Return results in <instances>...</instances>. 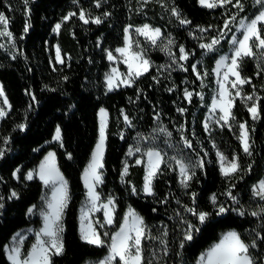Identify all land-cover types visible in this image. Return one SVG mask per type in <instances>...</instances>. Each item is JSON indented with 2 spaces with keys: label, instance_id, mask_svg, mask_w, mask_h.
<instances>
[{
  "label": "trees",
  "instance_id": "16d2710c",
  "mask_svg": "<svg viewBox=\"0 0 264 264\" xmlns=\"http://www.w3.org/2000/svg\"><path fill=\"white\" fill-rule=\"evenodd\" d=\"M243 3L244 11L236 23L241 17L251 18L259 8L253 5L252 0H243ZM173 5L179 8L181 18H187L191 24H180L171 13ZM81 8L92 16H101L104 12L111 15L102 17L104 22L97 25L92 22L84 24L77 14L63 23L58 34L54 32L55 25L65 15L78 13ZM237 11L232 5L209 9L201 6L198 0H147L146 4L144 0H102L99 8L95 6V0H29L28 5L23 0H0V12L8 17L9 30L14 34L12 41L0 48V82L12 106L0 121V149L5 152L0 158V202L4 204L0 209V264H12L7 259L6 246L16 232L41 224V218L29 213L28 209L40 203L43 183L38 177L27 180L26 173L34 169L49 150H55L58 165L69 183L71 197L64 214L65 251L53 258V264H84L89 259L103 257L108 251L110 235L119 229L129 207L144 217L154 236L160 235L167 226V254L158 240L144 242V254L152 264H195L200 254L229 229H236L249 239L251 234L261 232L264 220L250 215L264 206V200L255 197L252 191L264 176V57L259 55L261 50L254 49L257 56L245 58L241 68V75L251 78V82L243 86V94H259L261 118L253 121L248 106L238 98L233 108L236 118L233 127L225 126L215 132L217 142H221L227 154L239 156L242 170L232 177H225L220 172L212 139L204 130L208 102L196 95L202 90L207 96L211 93L209 88L214 85L215 63L228 50L231 32L215 51L206 52L199 44L218 36L224 21ZM145 23L160 27L165 37L175 41L171 50L177 60L180 45L193 53L187 61H178L188 71L173 63L167 52L161 50V42L153 46L142 40L152 68L131 87L108 91L105 73L110 62L106 50L123 44L127 25ZM27 24L31 26L25 32ZM210 25L214 27L200 32L198 26L208 28ZM57 43L65 59L64 64L56 61ZM168 64H172L171 70L167 69ZM192 64H197V71L202 75L205 71L208 73L209 85L203 86L205 76L197 78ZM169 88L173 90L169 91ZM185 88L193 91L191 103L184 97ZM29 92L35 94V101ZM101 108L108 111L109 119L103 161L104 183L99 191L103 200L109 194L115 196L116 213L112 225L99 229L108 244L98 247L81 239L79 210L86 194L83 171L98 141ZM178 108L187 111L182 114ZM122 112L133 120V127L125 124ZM156 113H160L159 121L155 119ZM244 121L248 122L254 141L250 156L242 151L237 139V125ZM20 124L27 127L20 129L17 127ZM182 125L183 133L180 131ZM57 126L63 132V146L51 142ZM158 126L170 131L171 137L153 133L152 130ZM182 135L192 141V148L184 145ZM138 136H155V139L138 141ZM6 139L7 144L4 143ZM137 143L144 150L159 147L167 153L166 160L176 157L195 162L197 153L204 156L207 152L206 164L203 169H196L190 188L185 189L179 182L178 165L169 160L172 167L161 165L163 173L154 182L155 195L150 196L141 190L144 163L137 165L136 159L130 160L128 174L121 180L128 149ZM67 153H71V159ZM249 165L251 171H248ZM16 169H20L17 173L19 179L14 175ZM231 184H235L231 190L238 203L225 194ZM133 185L137 189L135 194L131 191ZM13 190L19 196L9 199ZM192 192L197 194V209L212 213L202 225L184 211L185 206H192ZM213 194L217 195L218 203L229 207L227 213L216 214L210 201ZM164 200L167 203L161 202ZM240 210L244 211V216L239 215ZM181 217L201 229L194 233V239L188 241L183 249L179 247L184 228ZM105 230H108V237H103ZM33 240V235L27 239L24 252L30 249ZM253 251L260 253L261 249Z\"/></svg>",
  "mask_w": 264,
  "mask_h": 264
},
{
  "label": "snow or ice",
  "instance_id": "6c2138e0",
  "mask_svg": "<svg viewBox=\"0 0 264 264\" xmlns=\"http://www.w3.org/2000/svg\"><path fill=\"white\" fill-rule=\"evenodd\" d=\"M145 4L147 0H144ZM253 5H258L259 8L257 12L249 18L248 16L241 17L239 20V25L237 31L241 32V37L235 34L231 37V55H223L216 61V67L213 70L218 78L219 88L217 91V96L213 97L211 106L209 108V116L205 118L204 130L205 132H210L211 121H214L216 125L220 127L227 126L228 128L233 127L235 122V116L233 113V108L235 107L236 98L239 97L246 104L251 101V106L248 107V112L251 114V119L253 121L261 118V111L259 107L260 98L253 95L243 94L241 85L251 82V78H245L241 75V68L245 58H252L257 56L254 49H260L259 55L264 57V0H252ZM25 5L29 4V0H23ZM201 6L207 7L209 9H215L217 7H226L232 5L237 12L233 13L226 19L223 23V28L219 32L218 36H213L210 38V42L200 43L199 47L204 49L206 52L215 51L217 46L220 44L221 40L225 39L228 32L232 31L231 25L237 20V17L241 12L244 11L245 4L243 0H198ZM95 6L97 8L102 6V0H95ZM30 13V8L28 9ZM171 13L175 16L180 24H191V21L187 18H181L182 14L179 8L175 5L171 8ZM79 15V18L88 24L89 22L95 23L97 25L104 22L103 18L111 15L110 12H104L101 16H92L90 12L81 8L79 12H69L65 15L60 23L55 25L54 31L59 33L63 22L68 21L71 17ZM103 17V18H102ZM10 21L8 17L0 12V36L13 38L14 34L9 30ZM30 24L25 26L24 31L27 32L30 28ZM199 27L200 32H207L209 28L214 26H208V28ZM136 37H144L151 45L157 46L160 43V48L166 51L167 54L172 58L173 63L178 64L179 68L183 71H188V69L183 65L179 64L178 61H187L189 56L193 53L186 51L183 45L179 46L180 56L177 60L176 56L171 50V46L174 45L175 41L171 38L165 37L164 32L160 27H154L150 24L145 23L140 27L134 29ZM124 41L122 47H117L114 51L119 54L120 60L123 64L127 66L126 73H121L118 71L117 67H113L110 72L105 73V80L107 82L108 91H112L121 86L131 87L135 84L141 76L148 73L152 68L151 61L147 58L145 50L139 46L138 39L133 37V26L128 25L124 29ZM14 42V41H13ZM99 44V42H98ZM4 45H0V48ZM56 61L59 64H64L65 59L61 56V49L59 45H56ZM15 59V56H13ZM107 59L109 61H117L118 58L113 54L112 50L107 51ZM199 63V61L197 62ZM191 68L196 72L197 78H201V73L197 71V64H192ZM167 69H172V64L167 65ZM159 71V68L157 69ZM223 70V71H221ZM264 71V69H262ZM204 76L208 73L205 71ZM222 75V79H221ZM260 75V72H257ZM234 78V79H232ZM67 79V77H65ZM157 80L156 77H153ZM159 83V80H157ZM172 91V88L168 89ZM32 100L35 101V94L28 93ZM201 98H203V93H196ZM0 105H6L7 109H11V104L9 103L7 96L4 92V86L0 83ZM185 99L191 103L193 92L189 91L187 88L184 89ZM139 99V96L137 97ZM31 107V105H30ZM8 110L5 107L0 106V119L5 118L8 115ZM219 110V114H217ZM178 112L184 113L187 111L185 108H178ZM124 122L127 126L133 127V120L129 115L122 112ZM100 126H99V137L95 145V148L91 154L90 161L83 173L84 184L87 189L86 202L81 207V239L94 246L102 247L108 244V241L102 238L101 233L98 229H103L107 225L114 223L115 218V203L116 198L114 195H107L106 202L101 203V192L97 191L99 185L104 183V152L106 150L107 141V127L109 113L106 109L101 108L99 110ZM155 119L160 120V113H156ZM20 129H25L26 124L17 125ZM239 136L237 139L241 142L242 151L247 155H252V147L254 141L251 137V129L247 121L238 123ZM153 133H163L168 137H171L172 133L168 131L165 127L158 126L154 128ZM181 133L184 131V126H181ZM194 135V133H193ZM123 139V135L121 136ZM10 139V138H9ZM149 139H155V136H138V141H144ZM184 145L187 148H192V141L187 137L181 136ZM53 140L60 143L63 146V132L60 126L55 129V134ZM8 140L4 141L7 144ZM212 146L216 148V144L213 141ZM140 154L139 158L135 160L137 165L145 163V176L144 183L142 186V191L147 195H155L154 182L163 173V168L161 165L171 168L172 165L169 160L175 162L179 167L180 184L185 189L190 188L191 181L196 177V169H203L206 164L205 156H201L197 153L198 159L195 162H186L184 158L177 159L176 157H170L169 160L165 159L167 153H165L159 147H149L146 150H142L139 143L134 144L128 149V156H133ZM5 155L3 149H0V158ZM216 155L218 157V163L220 166V172L225 177H232L242 170V166L239 162V156L233 154L231 158L226 156L223 152L219 151L217 148ZM69 159L72 158L71 153H67ZM129 171V165L127 160L124 162V167L121 173V180L123 181L127 176ZM248 171H251V165L248 166ZM20 169H16L14 175L19 179L20 177L17 173ZM34 176H38L39 179L51 189V196L46 201V208L42 209L40 214L43 216L44 223L43 227L40 228L36 233V240L29 250L26 252L22 251L21 245L23 244V237L19 233L13 240L16 241L15 244L8 246L7 248V259L12 262V264H53V258L55 256H60L64 254L65 245L63 240V217L65 210L68 207V203L71 199L69 193V185L64 174L60 171L59 166L56 163V154L54 152H49L45 157V160L39 165L36 170H31L26 173L27 180H33ZM235 184H231L227 192L225 193L233 202L238 203L237 197L233 195L232 188ZM133 194L137 192L136 187L133 185L131 187ZM253 194L264 200V179L260 180L258 184L253 187ZM19 194L16 191H12L9 199L18 198ZM196 197L195 192L191 193L192 206H185L184 211L190 213L200 225L204 224L211 216L212 213L204 210H198L196 207ZM2 199V198H0ZM212 205L215 207L216 214L221 215L227 213L230 209L228 206L222 203H218V197L213 194L210 197ZM162 203H167V200L161 201ZM4 204L0 202V209H3ZM36 206L28 209L29 213L33 212ZM103 210L104 222L101 223L99 220L93 221L91 214L94 212H100ZM155 211V209H153ZM240 216H244L243 210L239 212ZM253 217H261L264 220V206L259 207L257 210L250 213ZM182 223L184 225L182 232V239L180 241L179 247L184 248L188 241L194 239V233L199 232L201 229L197 224H193L191 221L181 217ZM87 221V223H85ZM261 232H264V224L261 225ZM261 232H256L251 234V238H247L244 233L236 230H230L224 234L221 241L206 252L202 253L196 264H264V235ZM108 232L103 233V237H108ZM167 226L164 227L163 232L154 236L152 234L151 228L145 223L144 217L141 216L135 209L129 208L128 212L123 217V222L120 225L118 231H116L111 236V242L108 244L109 255L105 259L97 261L96 264H152V260L145 256L144 242L151 240H158L162 245H164V252H168V240H167ZM260 248L261 252L256 253L253 250Z\"/></svg>",
  "mask_w": 264,
  "mask_h": 264
},
{
  "label": "rangeland",
  "instance_id": "374dc122",
  "mask_svg": "<svg viewBox=\"0 0 264 264\" xmlns=\"http://www.w3.org/2000/svg\"><path fill=\"white\" fill-rule=\"evenodd\" d=\"M60 23V22H59ZM64 23V22H63ZM63 25V24H62ZM129 25H131V24H129ZM238 25H239V21L236 23H234V24H232L230 27H231V29H232V31H230L231 33V35H230V41H231V37H232V35L233 34H235L236 36H238V37H241V32L240 31H237V29H238ZM128 26V25H127ZM126 26V27H127ZM133 26V37L135 38V39H138V41H139V46L141 47V48H143V46H142V42L143 41H146V42H148L147 40H145L144 39V37H142V36H140V37H136V35H135V32H134V29L136 28V27H140V26H142V25H140V26H135V25H132ZM125 27V28H126ZM55 32V31H54ZM56 33V32H55ZM58 34V33H57ZM143 40V41H142ZM8 41H12V38H7V37H3V36H0V44L1 45H4L5 46V44L6 43H9ZM229 41V42H230ZM56 45H59L58 43L56 44ZM56 45H55V51H56ZM220 45V44H219ZM219 45L217 46V48L219 47ZM123 46V44L122 45H120V46H118V47H122ZM117 48V47H116ZM115 48V49H116ZM231 48H232V45H231V43H230V46H229V48H228V50L226 51V52H224V53H222L220 56H219V58L221 57V56H223V55H231L232 53H231ZM61 49V48H60ZM115 49H113L112 51H113V54L114 55H116L117 56V58H118V60L117 61H115V62H113V61H109L110 62V66H109V69L107 70V72L106 73H108V72H110V70L113 68V67H117L118 68V71H120L121 73H126V71H127V66L126 65H124L123 64V62H122V60H120V58H119V54L118 53H115ZM109 49H107L106 50V55H107V51H108ZM146 53V52H145ZM147 55V54H146ZM61 56H62V53H61ZM147 58H148V56H147ZM218 58V59H219ZM149 59V58H148ZM217 59V60H218ZM150 60V59H149ZM215 67H216V63H215ZM215 67H214V69H215ZM221 71H223V70H221ZM201 77H203V75L201 74ZM243 77V76H242ZM207 77L205 76V77H203V79H202V84H203V86H206L207 84H208V81H207V79H206ZM221 79H222V75H221ZM232 79H234V78H232ZM106 81V80H105ZM1 83V82H0ZM209 85V84H208ZM245 85V84H244ZM244 85H241L240 87L242 88V92H243V86ZM106 87H107V82H106ZM121 87H123V86H121ZM120 88V87H119ZM218 88H219V84H218V78H217V76H216V74H215V72H214V85L213 86H211L210 88H209V90H210V94H208V96H207V94H206V92L204 91V90H202L201 92L203 93V100H206L207 102H208V113H207V115H206V117H208L209 116V108H210V106H211V103H212V99H213V97H216L217 96V91H218ZM117 89V88H116ZM189 91H192V90H189ZM193 92V91H192ZM255 96H257V97H260L259 96V94L258 93H253ZM253 94H250V95H253ZM200 97V96H199ZM239 97H237L236 99H238ZM3 98L2 97H0V100H2ZM240 99V98H239ZM251 101H249V102H247V106L249 107V106H251ZM0 106H3V107H5V109L6 110H8L7 109V106L6 105H0ZM217 114H219V110H217ZM109 119V118H108ZM0 121H1V119H0ZM211 123V129H210V132H208V134L210 135V137H211V139H212V143H213V141L215 142V144H216V148H214L215 149V151L217 152V148L219 149V151H221V152H223L226 156H228L229 158H231L232 156H230V155H228L227 154V150L225 149V148H223L222 146H221V142H217V139H216V136H215V132L219 129V128H222V127H220L219 125H216L215 123H214V121H211L210 122ZM241 123V122H240ZM99 125H100V120H99ZM227 127V126H226ZM240 134V133H239ZM239 134H238V136H239ZM52 143H57L55 140H52L51 141ZM241 143V142H240ZM142 150H144V149H142ZM49 152H54L55 153V150H49L48 152H47V154L44 156V158L40 161V163L34 168V169H32V170H36V169H38L39 168V165L45 160V157L48 155V153ZM56 154V153H55ZM234 154H236V153H234ZM104 155H105V153H104ZM237 155V154H236ZM139 156H140V154H136V155H133V156H128L127 157V163H128V165H129V161L130 160H132V159H137V158H139ZM90 161V160H89ZM185 161L186 162H192L191 160H187V159H185ZM56 163H57V165H58V162H57V156H56ZM89 163V162H88ZM146 164V158H145V163H144V165ZM219 164V163H218ZM88 165V164H87ZM59 166V165H58ZM87 167V166H86ZM85 167V168H86ZM220 167V166H219ZM60 168V167H59ZM85 170V169H84ZM60 171H61V169H60ZM62 172V171H61ZM83 173H84V171H83ZM178 174H179V167H178ZM34 177H38V176H34ZM65 177V176H64ZM39 178V177H38ZM66 178V177H65ZM262 179H264V176L260 179V180H262ZM179 180H180V176H179ZM259 180V181H260ZM83 181H84V179H83ZM258 181V182H259ZM258 182L256 183V184H258ZM43 183V182H42ZM255 184V185H256ZM68 185H69V183H68ZM254 185V186H255ZM253 186V187H254ZM99 187H100V185L98 186V188H97V191H99ZM43 188H44V190H43V194H42V197H41V200H40V203L33 209V212H32V215H38L40 218H41V224L38 226V227H34V226H29V227H26V228H23V229H21V230H19L18 232H16L14 235H13V237H15L16 235H17V233H19L20 234V236H22L23 237V244L21 245V249H22V251H23V247H24V245H25V242L27 241V239L31 236V235H33L34 236V240H33V242H32V244L33 243H35V240H36V235H35V233L40 229V228H42L43 227V223H44V219H43V216L40 214V212H41V210L42 209H45L46 208V201H47V199L48 198H50V196H51V189L48 187V186H46L44 183H43ZM252 191H253V189H252ZM69 193H70V189H69ZM86 193H87V189H86ZM144 193V192H143ZM145 194V193H144ZM254 195V194H253ZM255 196V195H254ZM256 197V196H255ZM257 198H259V197H257ZM85 202H86V194H85V197H84V200L82 201V204H81V206H80V210H79V230H80V228H81V219H80V217H81V207L85 204ZM103 202H106V200H103L102 199V197H101V203H103ZM129 208H132V209H134L133 207H129ZM129 208L127 209V211H126V213L128 212V210H129ZM137 212V211H136ZM115 213H116V203H115ZM125 213V214H126ZM139 213V212H138ZM140 214V213H139ZM91 217H92V219H93V221H96V220H99L101 223H103L104 222V217H103V210H101L100 212H94V213H92L91 214ZM123 222V221H122ZM85 223H87V221H85ZM122 224V223H121ZM112 225V224H111ZM107 226H110V225H107ZM63 227H64V217H63ZM120 228V227H119ZM99 230V229H98ZM119 229H117L116 231H118ZM230 230H236V229H229V230H227V231H225L224 233H222L221 234V236H220V238L217 240V241H215V242H213L204 252H206L209 248H211L212 246H214L215 244H217V243H219L220 241H221V239L223 238V236H224V234H226L228 231H230ZM115 231V232H116ZM237 231V230H236ZM105 232H108V230H105ZM115 232H113L111 235H110V238H111V236L115 233ZM64 233V232H63ZM80 234H81V232H80ZM102 236V235H101ZM13 237L11 238V240L9 241V243L7 244V246H6V254H7V248H8V246H10V245H13V244H15L16 243V241H14L13 240ZM110 242H111V239H110V241H109V244H110ZM31 244V245H32ZM204 252H202V253H204ZM201 253V254H202ZM200 254V255H201ZM109 255V247H108V251H107V253L103 256V257H101V258H94V259H89V260H87L84 264H96V262L97 261H100V260H103V259H105V257H107ZM199 258V257H198ZM198 260V259H197ZM197 262V261H196ZM196 264V263H195Z\"/></svg>",
  "mask_w": 264,
  "mask_h": 264
},
{
  "label": "bare ground",
  "instance_id": "6f19581e",
  "mask_svg": "<svg viewBox=\"0 0 264 264\" xmlns=\"http://www.w3.org/2000/svg\"><path fill=\"white\" fill-rule=\"evenodd\" d=\"M99 120H100V117H99ZM100 126V125H99ZM105 153V152H104Z\"/></svg>",
  "mask_w": 264,
  "mask_h": 264
},
{
  "label": "crops",
  "instance_id": "0c3cea01",
  "mask_svg": "<svg viewBox=\"0 0 264 264\" xmlns=\"http://www.w3.org/2000/svg\"><path fill=\"white\" fill-rule=\"evenodd\" d=\"M105 109V108H104ZM251 115V114H250ZM255 121H257V120H255ZM242 123V122H241Z\"/></svg>",
  "mask_w": 264,
  "mask_h": 264
}]
</instances>
